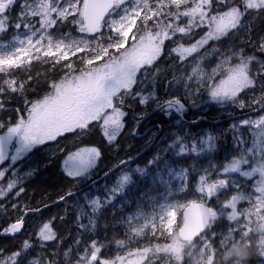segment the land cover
I'll return each instance as SVG.
<instances>
[{
  "label": "snow or ice",
  "instance_id": "1",
  "mask_svg": "<svg viewBox=\"0 0 264 264\" xmlns=\"http://www.w3.org/2000/svg\"><path fill=\"white\" fill-rule=\"evenodd\" d=\"M17 3L20 11L12 19L9 12ZM118 9H123V14ZM114 13L118 18H111ZM256 20H264V0H0V34L10 27L23 33L14 37L11 45H0V74H4L0 76V97L23 101V107L7 110L4 103H0V111L13 113L7 120L0 118V184L7 186L6 190L0 191V215L9 218L17 209H20V215L32 211L27 207V211H22L17 202L8 203L15 201L13 197H17L20 190L13 188L15 180L8 179L10 170L6 160L10 158V163L15 164L39 145L58 142L59 138H66L67 133H87L93 128H100L105 144L118 147L116 141L126 126L127 106L133 103L143 109L152 105L153 111L167 117L196 107L200 94L205 92L208 99L217 104L226 103L241 111L253 109L257 117L253 123L264 133V31L256 35L253 43L255 25L252 22ZM69 25L71 31H61ZM241 29L245 30L241 47H217L222 38L238 36ZM73 33L77 35L73 36ZM196 37L198 39H194ZM130 38L133 43L126 47ZM165 41L174 46L168 49ZM249 46L252 53L246 51ZM209 48L222 58L218 67L224 78L218 82L216 69L203 75L199 65L192 69V74L185 68L182 79L175 76L169 79L164 75L160 82V76L155 74L156 62L162 56L173 62L179 61L176 64L179 69L190 59L195 60L201 49L207 52ZM78 53H83L77 59L85 67L79 70V75H73L77 69L73 67L75 61L69 57ZM34 59H43L53 67L60 65L61 69L67 70L58 83L50 85V93L35 102L25 95L31 84L14 76V70ZM62 61L65 63L61 64ZM98 61L104 62L97 64ZM138 73H147L151 77L149 89L142 87L144 77L137 83ZM143 118V113L134 117V135L139 134ZM199 119L193 123H199ZM198 145H206L210 150L211 136L199 142L193 140L191 144L177 136L170 148L177 156L198 155L202 150ZM101 156L98 146L78 151L75 157L69 158L79 161L77 171L68 175L82 174L94 167ZM154 162L149 160L148 164ZM127 163L126 160L120 162L121 166ZM230 167L233 171L238 170L240 161L233 162ZM193 170L182 169L178 174L180 190L188 187L189 173ZM261 175L264 176V169H261ZM130 179L126 173L121 175L117 181L119 187L112 191L122 190ZM227 183L225 178L212 180L207 173L201 174L193 194L195 198L161 204L143 225L131 229L136 236L145 230L153 236L159 233L170 239V243L142 250L137 248L128 256H138V259L126 261L122 256L106 258L102 255L104 245L92 241L73 264H154V259L163 257L181 261L185 244L200 240L206 245L213 242L216 234L211 230L212 225L222 219L234 222L223 239L244 240L258 231L264 236V182L257 186L256 195L244 208L239 207V202L244 199L239 194L219 201L218 189L226 187ZM214 196L217 197L215 200ZM91 204L96 208L100 206L98 198ZM178 213H182L180 223ZM9 223L13 227H0V235L15 236L17 228L23 230L22 219L9 218ZM189 225L194 226L190 229ZM54 239L56 234L50 224H44L38 240L47 243ZM116 243L123 244L122 241ZM40 247L42 249L43 245ZM33 251L29 241H24L13 252L5 253L0 249V264H55L43 251L35 255ZM253 262L264 264V256H257Z\"/></svg>",
  "mask_w": 264,
  "mask_h": 264
},
{
  "label": "trees",
  "instance_id": "2",
  "mask_svg": "<svg viewBox=\"0 0 264 264\" xmlns=\"http://www.w3.org/2000/svg\"><path fill=\"white\" fill-rule=\"evenodd\" d=\"M9 15L12 19L16 18L13 8L10 9ZM254 25L253 43L256 35L264 31V20H256ZM133 31L135 32V29ZM13 32L14 30L10 27L6 33L0 34V40L8 39ZM244 35L245 30L243 29L238 36L222 38L218 46L223 49L233 45L241 47V37ZM165 44L169 49L167 41ZM246 51L252 53L253 49L249 46ZM178 63L179 61L173 62L167 56H162L156 62L155 74L160 76V82H163L164 75L169 78L171 71ZM59 67L60 65L53 67L51 63L43 62V59H34L30 64L26 63L20 69L14 70V76L17 80L28 81L31 84L25 93L27 98H31L38 94L36 93L38 90H45L47 93L51 90L50 85L58 78L55 72ZM2 75L4 74H0V76ZM143 77L144 83L151 80L147 73H141L137 77L140 78L139 82ZM29 78L31 79L29 80ZM150 86L149 84V88ZM41 87L43 89H40ZM135 90L134 87L133 91ZM256 90L259 91V88ZM13 95L15 96V94ZM0 103H4L6 110L23 107V101L15 97L13 99L0 97ZM153 107L149 105L147 109H143L135 103L127 106L126 126L116 141L118 147L105 144L100 128H93L87 132L72 147L75 148L79 145L100 147L102 156L97 162V171L101 173L109 169L103 175L115 169L117 165L121 166L122 160L128 161L126 165L121 166V170L114 172V175L123 170L129 172L130 182L124 186L122 191L110 195L104 188H98L95 192H90L101 180L96 184L92 182V185L86 187L84 183L90 179L67 176L62 169V157L71 148L59 152L57 147L54 155L48 161L44 160L40 163L37 175L17 187L20 191L16 193L17 197H13L15 201L8 202L9 204L17 202L21 205L22 211L27 208L32 210L39 208L40 211H29L27 215H20V209H17L16 212L11 213L10 219L24 218L23 230L12 237L0 235V249H4L5 253H8L15 251L24 241H29L32 246L40 243L45 247H52L51 259L55 261V264H73L92 241H98L104 245L102 254L121 247L116 243L117 241H122L124 245L130 243L133 246L140 244L144 238L149 241L148 245L156 244L161 239L159 233L154 237L151 234L152 237L149 239H147V235L150 233L148 230L135 236L131 233L134 225L132 222L139 223L138 217L150 216L158 208L161 196L169 186L170 170L173 168L191 169L200 161L210 158L221 162L225 158L238 155V153L242 154L244 149L256 139L253 125L237 124L240 119L256 114L250 108L241 111L238 107L229 106L226 108H230L232 112L228 113L224 112L222 107L210 103L196 111L190 107L189 115H192L193 119L202 117L199 119V123H193L194 121H186L189 115L184 119H181L178 114L166 117L160 112L153 111ZM233 112L235 115L232 114ZM142 113L144 117L151 114L146 117V122L141 123L140 132L147 131L149 133L155 128L154 134L148 137L146 142L131 134V122L134 121L135 116ZM12 115L11 111H0V118L5 120ZM206 135H210L212 138V148L210 150L203 148L198 155L177 156L176 152L170 148L177 136L191 144L193 140L199 142ZM95 136H97V140H95ZM52 144L49 143V145ZM198 146L201 148V145ZM149 160L155 162L149 165ZM138 168L141 170L138 171ZM73 191L77 192L72 193ZM66 193L71 194L65 196ZM82 193L88 194L89 202H84L80 198ZM95 197L99 200L98 208L91 204ZM77 199L79 202L76 201L74 205L69 203L71 200ZM58 200L59 202H57ZM9 210L11 211L10 208ZM135 216L137 218H134ZM9 218L0 215V227L8 226ZM43 223L50 224L53 232L57 235L55 240L47 243H41V240H38L39 226ZM230 224L226 219H222L212 225L211 230L216 235L213 242L207 245L211 254V264H233L237 260L244 264H252L256 258L253 260L252 258L239 259L234 256L224 259L225 247L221 241ZM248 248L254 250L251 253H254L255 257L260 256L255 247Z\"/></svg>",
  "mask_w": 264,
  "mask_h": 264
},
{
  "label": "rangeland",
  "instance_id": "3",
  "mask_svg": "<svg viewBox=\"0 0 264 264\" xmlns=\"http://www.w3.org/2000/svg\"><path fill=\"white\" fill-rule=\"evenodd\" d=\"M13 11L15 16L20 11L19 3L16 4L15 7H13ZM120 14H123V9H118ZM111 18H118L116 14L114 13ZM254 23V22H252ZM71 25L64 27L61 29L62 32H69L71 31ZM134 30V29H133ZM243 30V29H241ZM240 30V31H241ZM105 31H107L105 29ZM134 32V31H133ZM21 32L14 31L11 36L6 40H0V45H11L13 43L14 37L17 35H22ZM76 33H73V36H76ZM198 39V37L194 38ZM131 43L133 41L129 40V44L126 45V47H130ZM169 49L173 47L174 45H171L169 41H167ZM217 47L218 44H217ZM83 55V53H78L77 56H71L69 57L70 60L75 61L73 64V67L77 69V71L73 72V75H79V70L84 68V65H81L79 60L77 59L78 56ZM196 55V54H194ZM65 63L64 61H62ZM104 61H98L97 64H101ZM222 62V58L217 56L215 53L212 52V49L209 48L207 52H205L203 49H201L200 54L196 56L195 60H189V62L177 69L176 66H174L173 70L171 71V74L169 76V79H171L173 76L177 78H185V68L187 69L188 74H192V69L196 67L197 65L200 66V68L203 70V75H206L207 73H210L213 69H216L217 75L216 80L218 82L219 79H223L224 76L221 75L220 68L218 65ZM225 69L227 68V65L224 66ZM67 71L66 69H61L59 67L55 75L58 76L56 79V82L58 83L61 78H63V75ZM157 73V71H156ZM141 73L137 74L140 75ZM200 77L198 76L197 79ZM139 79L137 78V83L139 84ZM211 83V81L209 82ZM150 80H148V83H144L142 85L143 88L146 90L149 89ZM38 89V88H37ZM40 89H43L42 87ZM51 91V90H50ZM50 91L47 93L45 90H38L36 95L32 96L31 98H27L30 101L35 102L37 99L43 98L45 95L49 94ZM207 103L210 104H216L219 107L223 108L224 112H232L230 108L232 105L229 104H217L214 101H211L208 99L207 94L205 92H202L199 97V103L196 107H192L194 111L201 107H205ZM190 108V107H189ZM232 114L235 115V112ZM257 118L256 114L248 115L245 118H242L238 121L237 124L240 125H253L255 127L254 129V137L256 138L252 144H249L242 154L231 156L228 158L223 159L221 162L219 160L210 158L207 160H202L199 162V164L194 165L191 169H194L189 174L191 177L189 178L190 185L185 190H180V179L178 177V174L182 169L186 168H173L170 170L169 174V186L166 189V191L162 194L160 204H164L167 202L174 203L177 199H193L195 198V189L196 184L198 181V176L201 174L207 173L212 180H216L217 178H225L227 180V186L221 187L218 189L217 196L219 201H224L228 198H230L233 195L239 194L240 196L244 197L243 200L239 202V207L244 208L247 207V202L249 199L253 198L256 195V188L257 186L264 182V176L261 175V169H264V133L260 132L256 125L253 123V119ZM94 124H98L99 122H93ZM86 133H67L65 134L66 138L61 137L59 138L58 142L52 141V142H46L44 145H39L32 149L31 152H26L20 159L16 161L15 164L10 163V158L7 160V165L9 171V181L15 180L16 183L13 185V188L20 186L23 182L29 180L33 176H35L40 168V163L44 160L48 161L55 153L56 148H59V152L65 151L67 148H71L64 156L62 157V169L63 172L67 175L68 173H74L77 171V168L79 166V161L76 159H69L70 157H75L76 153L78 151H83L85 147H91L92 145H79L75 148H72L77 144L79 140H81ZM208 135L203 136L201 140H207ZM95 140H97V136H95ZM200 140V141H201ZM49 143H53L52 145H49ZM207 148L206 145H201V149ZM235 161H240V167L238 170H231V164ZM67 162V163H66ZM225 168H228L229 170L227 172H224L223 170ZM97 171V163L94 167L88 169L87 171L83 172L82 174L78 176H71L72 178L77 177L79 179H89L91 176L95 174ZM128 174V171H121L117 173V175H114L110 181H104L96 184L94 186L95 188L91 190L90 192H95L98 188H104L106 192H108L110 195H112V190L114 188H118L119 185L117 183L118 178L123 174ZM221 174H223L221 176ZM70 177V176H69ZM5 184H0V191L6 190ZM122 191V190H120ZM119 192V191H118ZM87 193H82L80 198L84 202H89ZM217 197L214 196V200ZM94 199H97L96 197ZM93 200V199H92ZM79 202V199L77 200H71L69 203L74 205L75 202ZM159 207V206H158ZM146 217H138L135 216L134 218H137L140 220L139 223L132 222L134 225L133 227H138L140 225H143L145 222ZM255 219V218H254ZM227 220V219H226ZM178 223L181 222V213H178L177 216ZM228 221V220H227ZM231 224L234 222L228 221ZM44 224V223H43ZM41 224L39 227L41 228L43 226ZM229 227V226H228ZM227 227V229H228ZM52 229V228H51ZM227 229L224 235L227 234ZM178 229H174V231H177ZM55 233V232H54ZM131 233L135 235L132 231ZM56 234V233H55ZM152 233L150 232L147 235V239L152 237ZM136 236V235H135ZM154 237V236H153ZM57 238V235H56ZM55 240V239H54ZM44 241L41 240V243ZM129 242V241H128ZM149 241L145 240L143 238V241L140 244H135L131 246V244H127L121 247H118L117 249L113 251L106 252L105 254H102L106 258L114 259L116 256H122L125 257V260H136L138 259V256H132L129 257L128 253L133 252L135 253L137 248L143 249L145 247H153L156 244H165L170 243V239H166L165 237H161L160 241L153 245H148ZM40 245H43V248L41 249ZM222 245H224V259H230L231 257H238L239 259H249L252 258L255 259V254L251 253V251H254L253 249H249L255 247V249L258 250L260 256H264V236H261L259 231L252 237H249L248 239L240 240L237 239L235 242H233L231 239H223ZM50 248V252H49ZM51 248L52 247H45L44 244H35L33 246V255H35L36 252L43 251L45 255L49 256L51 258ZM196 249V251H195ZM151 255V253H149ZM154 264H211V254L207 248V245L203 240L200 241H193L192 243L185 244L184 247V255L181 261H177L174 258L170 257H163V259L158 260L154 259ZM233 264H244L240 262L239 260L234 261Z\"/></svg>",
  "mask_w": 264,
  "mask_h": 264
},
{
  "label": "flooded vegetation",
  "instance_id": "4",
  "mask_svg": "<svg viewBox=\"0 0 264 264\" xmlns=\"http://www.w3.org/2000/svg\"><path fill=\"white\" fill-rule=\"evenodd\" d=\"M189 109V108H188ZM152 113V112H151ZM150 113V114H151ZM150 114H148V115H146V117L147 116H149ZM179 115V114H178ZM189 115V114H188ZM187 115V116H188ZM186 117V116H185ZM184 117V118H185ZM189 118L186 120L187 122H190L191 120H193V117H192V115H189L188 116ZM183 118V119H184ZM146 118H144L143 119V121L142 122H146V120H145ZM130 125H132V128H131V134L133 135V136H135L137 139H140L141 141H143V142H146V139L148 138V137H151L153 134H154V132H155V128L153 129V130H150V132L149 133H147V131H145L146 132V134H145V132H143V133H141L140 132V130H141V123L139 124V134H136V135H134L133 134V131H134V128L136 127V125H135V120L134 121H132L131 122V124ZM93 146V145H92ZM111 168V167H110ZM122 169V167L121 166H117L115 169H113L112 171H110V172H108V173H106L105 175H103L105 172H107L109 169H107L106 171H104V172H101V173H99L98 171H96L95 172V174L93 175V176H91L89 179V181H86L84 184H85V186L86 187H88V186H90V185H92V182H94L95 184L98 182V181H100L101 180V182H104V181H110V179L113 177V175H114V172L115 171H117V170H121ZM37 175V174H36ZM35 175V176H36ZM107 176V177H106ZM34 177V176H33ZM31 179V178H30ZM88 180V179H87ZM24 183V182H23ZM19 187V186H18ZM85 187V188H86ZM17 188V187H16ZM84 188V189H85ZM82 191V190H81ZM20 219H22L23 220V226H24V218L23 217H21ZM19 220V219H18ZM44 224H48V223H44ZM43 224V225H44ZM9 226V225H8Z\"/></svg>",
  "mask_w": 264,
  "mask_h": 264
},
{
  "label": "water",
  "instance_id": "5",
  "mask_svg": "<svg viewBox=\"0 0 264 264\" xmlns=\"http://www.w3.org/2000/svg\"><path fill=\"white\" fill-rule=\"evenodd\" d=\"M189 114V109H187V112L186 113H182V114H179V116H180V118L181 119H183L185 116H187ZM144 118H146V116L144 117ZM143 118V119H144ZM200 118H202V117H200ZM231 118V117H230ZM195 120H197V119H193V120H191L190 122H192V121H195ZM118 166V165H117ZM78 191V190H77ZM77 191H73L72 193H76ZM25 211H27V210H25ZM32 211H35V209H33ZM181 222H182V213H181ZM194 225H189V228L191 229V227H193ZM9 228H11V227H13V225H11V224H9V226H8ZM21 230L19 229V228H17V231H16V235L20 232ZM3 236H6V235H3ZM6 237H12V236H6Z\"/></svg>",
  "mask_w": 264,
  "mask_h": 264
}]
</instances>
